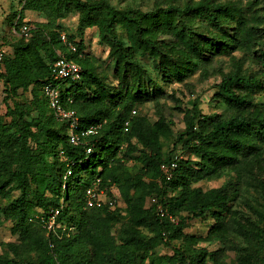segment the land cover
Returning a JSON list of instances; mask_svg holds the SVG:
<instances>
[{"label": "trees", "instance_id": "trees-1", "mask_svg": "<svg viewBox=\"0 0 264 264\" xmlns=\"http://www.w3.org/2000/svg\"><path fill=\"white\" fill-rule=\"evenodd\" d=\"M8 1L9 8L19 7L7 15L14 40L0 35L6 50L0 67V226L10 222L16 238H0V264H226L233 233L241 241L233 264H264V202L254 217L242 215L249 218L245 221L232 207L245 178L255 179L256 168L264 172V108L251 95L264 93V72L238 66L222 73L216 94L231 112L204 113L196 100L178 133L171 119L152 122L138 112L147 89L137 79L157 82L144 57H159L154 70L164 80L181 81L213 55L246 50L256 42L241 6L161 0L144 11L119 8L110 0ZM26 11L46 16L28 39L20 34L30 23ZM74 12L79 14L77 34L96 27L110 46L118 84L97 72L85 56L84 39L77 41L75 33L66 32L77 50L66 53L59 20ZM60 52L82 67L78 80L55 82L81 127L99 126L88 144L70 142L69 122L56 116L43 91ZM172 161L178 166L167 179L161 165ZM69 167L73 173L65 179ZM222 177L226 180L217 187L195 185ZM98 178L102 186L116 184L121 205L89 207L87 188ZM256 178L263 186L264 177ZM207 216L215 221L206 237L186 231L190 219ZM202 240L223 246L209 250ZM163 247L171 252H161Z\"/></svg>", "mask_w": 264, "mask_h": 264}, {"label": "rangeland", "instance_id": "rangeland-1", "mask_svg": "<svg viewBox=\"0 0 264 264\" xmlns=\"http://www.w3.org/2000/svg\"><path fill=\"white\" fill-rule=\"evenodd\" d=\"M112 4L123 8L127 5L139 7L144 11L154 9V7L161 3V0H110ZM172 1V0H166ZM177 1V0H176ZM188 0H178L179 4ZM197 1V0H192ZM222 3L238 4L244 10L247 16V24L255 28L256 42L251 46H247L246 50L239 47L235 48L232 53L216 54L211 57L207 64L201 66L194 71H187V76L183 80L166 79L160 77L155 72V66L159 62V57L147 56L143 58L144 64L150 68L153 78H157V82L149 79H137L136 82L147 89V100L138 108V112L148 115L152 122L156 121L159 117L164 116L174 122L173 131L178 133L185 128V115L186 109L192 108L193 102L198 100L200 107L204 113H220L228 115L231 110L223 104L219 96L216 94V83L222 79L221 74L231 71L232 69L242 66L243 70L254 71L257 74L264 72V0H216ZM19 5L10 6L8 0H0V35H6L9 42L13 41L15 34L11 30V24L7 19V15ZM26 18L29 17V25L35 26L37 22L46 21L44 13L38 11H26ZM78 13H71L67 17L60 19L62 32L75 33L77 41L84 39L85 43V56L95 65L99 74L106 78V81L113 84L119 83L114 61L109 57L110 46L100 40L99 31L96 27H91L86 30L83 36L77 34L78 27ZM7 29L4 31L3 29ZM206 29V27H205ZM238 31V28L236 29ZM159 39H171L170 35H160ZM7 42V43H9ZM63 51L62 49H60ZM66 53L71 55L69 48H66ZM156 76V77H155ZM240 91V90H239ZM238 91V92H239ZM253 103L261 108H264V93L261 90L255 91L251 94ZM27 99L31 98V93H25ZM3 97V96H2ZM19 100L22 98H18ZM23 100V99H22ZM6 110V105L2 102V112ZM171 140V139H170ZM173 141V140H171ZM171 144V142L169 143ZM180 153L182 156L187 157V153ZM190 155V154H189ZM262 159V158H261ZM264 160V156H263ZM261 160V162H263ZM253 176L255 179H250V176L245 178L243 185L242 196L232 203L233 210L238 216L245 215L254 217L255 208L261 206L264 202V183L263 186L257 182L256 177L263 176L262 169H254ZM226 177L213 180H202L195 185L201 186L204 189L217 187L223 184ZM263 180V179H262ZM72 190H75L74 188ZM248 217H241L245 221ZM249 219V218H248ZM214 219L207 216L206 219H190L189 226L186 231L188 233L206 237L210 226L214 224ZM10 222H5L0 226V238L3 240H15L16 235L10 231ZM201 245L207 246L209 250H216L223 246L221 242H209L202 240ZM241 244L238 236L234 233L231 236V247L226 250L224 257L226 264H233L237 253L236 246ZM161 252H171L170 247L161 248Z\"/></svg>", "mask_w": 264, "mask_h": 264}, {"label": "built area", "instance_id": "built-area-1", "mask_svg": "<svg viewBox=\"0 0 264 264\" xmlns=\"http://www.w3.org/2000/svg\"><path fill=\"white\" fill-rule=\"evenodd\" d=\"M32 26L29 23L22 25L20 29V34L25 39L30 37V31ZM62 43L67 45L70 51L75 52L77 50V45L75 42L70 40L66 32L60 34ZM6 56V50L0 47V67L3 65L4 58ZM82 67L78 62L69 58L65 53L60 52L58 58L51 65L52 80L45 83L44 93L49 100L50 105L54 109L56 116L61 120H66L69 122V139L74 145L78 144H88L90 136L97 133L98 125H91L88 127H81L80 118L77 111L73 108H67L61 97V89L58 83L55 81L70 79L78 80L81 76ZM136 109L133 110L132 114H135ZM131 120L128 119L125 123L126 130L130 128ZM124 146H121L123 149ZM92 147L88 145L87 153H91ZM178 164L176 161L171 163H163L161 165V171L167 179H171L177 168ZM72 167L67 169L65 179L72 175ZM87 201L89 207H102L105 205L116 207L121 205L119 200V191L116 184H111L109 186H102V181L98 178L91 186L87 188ZM161 211H163L161 209ZM164 212V211H163ZM59 213V210H55L51 219L47 223L49 229L55 226V217Z\"/></svg>", "mask_w": 264, "mask_h": 264}, {"label": "crops", "instance_id": "crops-1", "mask_svg": "<svg viewBox=\"0 0 264 264\" xmlns=\"http://www.w3.org/2000/svg\"><path fill=\"white\" fill-rule=\"evenodd\" d=\"M25 20H26V21H29V20H30V18H29V17H27V18H25Z\"/></svg>", "mask_w": 264, "mask_h": 264}]
</instances>
